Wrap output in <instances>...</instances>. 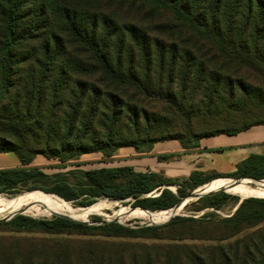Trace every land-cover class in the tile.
Returning a JSON list of instances; mask_svg holds the SVG:
<instances>
[{"label": "trees", "instance_id": "obj_1", "mask_svg": "<svg viewBox=\"0 0 264 264\" xmlns=\"http://www.w3.org/2000/svg\"><path fill=\"white\" fill-rule=\"evenodd\" d=\"M118 2H122L119 8ZM84 3L0 0V153L15 154L22 165L0 169V193L33 192L41 189L37 184L53 180L31 167L38 156L65 162L94 152L111 157L118 148L139 150L154 125L142 103L126 97L130 88L158 95L170 104L180 101L181 108L199 103L210 112L219 104H230L238 92L250 87L241 82L238 72L262 73L264 81V0ZM143 123L145 138L139 135ZM255 125L264 121L206 131L193 136L194 144L183 136L163 133L149 143L178 140L193 148L205 137L239 134ZM54 142L60 147H54ZM90 142L94 145L85 146ZM224 177L195 173L188 179L168 180L130 167L97 168L83 173L80 189L58 179L50 192L62 202L89 196L83 208L97 199H134L132 207L138 212H168L188 191ZM226 177L231 180L214 182L234 184L242 179L237 185L244 186L251 179L263 180L264 158L252 157ZM164 186H176V193ZM154 191L155 196H148ZM228 199L240 203L222 191L200 198L195 211L221 210ZM84 222L20 214L7 223L0 220V225L26 233L117 239L164 240L162 231L184 230L180 240L219 244L135 248L134 244L90 242L109 248L99 254L89 249L83 264H264V199H244L234 215L224 218L177 216L164 226L130 228L117 222L104 224L101 218L93 221L98 225ZM43 264L54 263L47 258Z\"/></svg>", "mask_w": 264, "mask_h": 264}, {"label": "rangeland", "instance_id": "obj_2", "mask_svg": "<svg viewBox=\"0 0 264 264\" xmlns=\"http://www.w3.org/2000/svg\"><path fill=\"white\" fill-rule=\"evenodd\" d=\"M86 5L99 6V5H107L106 1L109 0H85ZM118 2L115 4L118 8L121 7ZM85 5V3H84ZM85 5V6H86ZM239 73V78L241 82L246 86H250L244 92L237 94L235 100L230 104H219L214 108H211L210 112L206 109L202 110V106L195 104L194 107H188L184 104V107L181 108V102L177 101L176 103L170 104L165 98L160 97L158 95L147 96L143 95L135 89H129L127 91V98H131L137 102L140 101L143 107L146 108V112L151 117V123L153 128L148 132V138H145L146 125L143 123L140 129L139 135L145 139H148V142L140 145L138 152H148L152 148V144L149 143V140H152L159 135H180L183 136L184 139L194 144L195 140L193 139L194 135L204 133L206 131H217V130H225V129H233L240 128L244 124H251L255 122H263L264 121V81L262 80V73ZM156 93V92H155ZM225 98V97H224ZM130 99V100H131ZM142 100V101H141ZM59 124L56 126L58 127ZM122 134L125 135L126 131L122 130ZM54 147H60L59 143H53ZM91 142L85 146H93ZM68 147V146H66ZM129 148V147H127ZM121 148L115 149L114 153L111 157H104L102 153L94 152L85 155H81L78 157H73L68 161L60 162V160H46L43 156H40L39 160H37L33 167L40 168L47 175L51 176L53 180H49L45 184H37L41 189L33 192H28V190H23L19 195H10L5 193H0V198L2 200H20L23 198H30L35 201L32 203L25 204L20 202H13L11 204L0 202V215L6 218L5 223L9 222L12 218L11 216L17 214L26 215L27 217L40 219V218H52L56 214L58 215H71V213H61L57 209V201L55 200V194H52L50 191L54 188V182L58 179H62L69 183L70 186L74 187V189H80L81 183L84 181L83 173L87 170L93 169L95 166H109L112 163L116 162L117 159L115 156L118 155V152ZM134 149V148H133ZM108 151H112V148H109ZM95 153L101 154V157L95 155ZM1 158V157H0ZM56 175H61L60 178H56ZM233 181L236 179L232 178ZM242 180V179H239ZM213 183V182H212ZM264 183H257L252 181L247 185H255ZM203 186V185H202ZM239 186V185H235ZM169 190L176 192V186H167ZM231 187V186H229ZM200 187H197L194 190L188 191L187 195L194 193ZM214 192L211 189H207L203 191L206 192ZM241 191V190H240ZM254 191H251L252 193ZM256 192V191H255ZM258 192V191H257ZM48 193V194H46ZM232 196L233 198H256V199H264L259 198L264 195V193L259 195H249L244 198L232 193L225 192ZM157 193L154 191L150 193L148 196H155ZM46 196L45 199L39 196ZM186 195V196H187ZM57 196V195H56ZM183 197V196H182ZM41 200L43 203H36ZM181 198V197H180ZM26 199V200H27ZM90 199L89 196H83L81 198L75 200H66V208L65 209H73L81 211L74 215V217L82 216L84 214H89L85 220H88L90 224H95L93 222L96 218L105 219L111 222H117L119 225L130 227V228H144V227H153L166 225L169 219H161L166 215L161 214V211H156L152 213H141L132 209V203L135 201L134 199H127L123 201L119 200H111V199H97L95 202L98 203H106L111 208L105 209L102 207H89L83 208L86 202ZM107 201V202H101ZM118 202V203H115ZM198 200H192L188 205L182 207L177 216H187L193 218H200L204 215L210 216L211 219H215L216 217H227L230 215H234L239 204H236L233 199H228L225 206L221 210H215L207 208L201 212L195 211L198 205ZM49 206H48V205ZM55 206V207H53ZM52 208V210H51ZM55 208V209H54ZM57 209V210H56ZM112 209L118 210L120 213H114ZM171 210V209H170ZM58 212V213H57ZM127 213V214H126ZM159 214V215H158ZM169 214V213H168ZM136 215L141 216L142 218L137 217ZM148 215H158L159 218L151 220ZM72 216V215H71ZM176 216V217H177ZM3 218H0V220ZM155 221V222H153ZM108 222V223H111ZM153 222V223H151ZM98 225V224H95ZM264 224L261 225L263 227ZM163 239H144V238H112V237H102V236H94V235H72V234H58V235H49L45 233H26L15 231L10 226L0 225V264H43V261L48 258L54 264H83L86 259V255L88 254V250L94 249L98 250L97 253H101L103 249L109 247H103L104 245H94L90 242L103 244L104 242H116L119 245L123 244H134L136 247H144L150 246L153 244H163L171 245V246H182V245H208V246H216L219 245L217 242H208V241H190L186 239L180 240L179 238L184 237L185 231H162ZM248 232H245L242 236L246 235ZM134 247V246H132ZM85 258V259H84Z\"/></svg>", "mask_w": 264, "mask_h": 264}, {"label": "crops", "instance_id": "obj_3", "mask_svg": "<svg viewBox=\"0 0 264 264\" xmlns=\"http://www.w3.org/2000/svg\"><path fill=\"white\" fill-rule=\"evenodd\" d=\"M95 155L102 156L98 153ZM0 157V169L22 167L19 158L13 153H0ZM252 157L264 158V125L252 126L239 134L205 137L193 148L183 146L178 140L155 143L146 153L130 147L121 148L115 156L116 162L93 169L130 167L135 172L155 173L168 180L188 179L195 173L202 177L211 174L225 176L210 180L204 186L219 179L231 180L226 176L236 173ZM39 158L34 160L31 167Z\"/></svg>", "mask_w": 264, "mask_h": 264}, {"label": "bare ground", "instance_id": "obj_4", "mask_svg": "<svg viewBox=\"0 0 264 264\" xmlns=\"http://www.w3.org/2000/svg\"><path fill=\"white\" fill-rule=\"evenodd\" d=\"M223 185V186H211V185ZM229 186H231V187H229ZM207 189H211L212 191H218V190H226V191H228V192H232V193H234V194H236V195H238V196H240L241 198H244V197H246V196H249V195H258V194H260V193H262L263 191H264V185H261V184H255V185H249L248 187H246V186H235V185H233V184H224V183H220V182H213V183H208L207 185H205V187L204 188H202V189H200L199 190V192H203V191H205V190H207ZM241 190V191H240ZM251 191H254V192H252V193H250ZM256 191V192H255ZM258 191V192H257ZM35 196H39V195H35ZM39 197H42L43 199H45L46 198V196H39ZM27 198H23V199H20V200H14V201H11V200H7V199H5V200H2L1 198H0V202H5V203H8V204H11V203H13V202H20V203H23V204H25V202H27V203H32V202H35V201H33V200H31L30 198H28L27 200H26ZM56 201H57V203H58V205H57V209L61 212V213H66V212H69V213H71V215H68V214H65L66 216H70V217H72V219H77V220H85L86 219V217L89 215V214H84V215H82V216H78V217H74V215L75 214H77L78 212H80L81 210L80 209H78V210H73V209H65L66 208V203H64V202H62V201H60V200H58V199H55ZM101 202H107V201H101ZM36 203H43V201L41 200V198H40V201H38V202H36ZM100 202H98V203H94L93 205H91V206H89V207H102V208H105V209H110L111 210V208L112 207H110L109 205H107L106 203H101V204H99ZM115 203H118V202H116L115 201ZM44 204V203H43ZM48 205V204H47ZM49 206V205H48ZM53 207H55V206H53ZM89 207H86V208H89ZM55 209V208H54ZM56 209V210H57ZM51 210H52V208H51ZM113 210V212L114 213H120L118 210H115V209H112ZM181 210V208L180 209H178L177 211L175 210H167L168 212H164V211H161L160 213L161 214H164V215H166L165 217H162V218H160V219H158V220H155V221H160L161 219H168V218H171L172 216H174L175 214H176V212H179ZM58 213V212H57ZM169 213V214H168ZM127 214V213H126ZM159 215V214H158ZM158 215H148L147 217H149V219H151V220H154V219H157V218H159V216ZM137 217H139V218H142L141 216H139V215H136ZM155 221H153V222H155ZM153 222H151V223H153Z\"/></svg>", "mask_w": 264, "mask_h": 264}, {"label": "water", "instance_id": "obj_5", "mask_svg": "<svg viewBox=\"0 0 264 264\" xmlns=\"http://www.w3.org/2000/svg\"><path fill=\"white\" fill-rule=\"evenodd\" d=\"M251 180H253V181H255V182H257V183H264V179L263 180H259V181H257L256 179H251ZM241 182V180H237L233 185H237V184H239ZM205 187V185L204 186H202V187H200L198 190H196L194 193H191L190 195H187V196H183V197H181L180 198V201H179V203L178 204H176V206H174L173 208H172V210H178V209H180V208H182V207H185L186 205H188L189 204V202L190 201H192V200H198V199H200V198H202V197H204V196H206V195H208V194H213V193H217V192H222V191H224V192H228V191H226V190H218V191H214V192H211V191H209V192H206V193H203V192H199V190L200 189H202V188H204ZM164 188L165 189H169V187H165L164 186ZM176 193V192H175ZM46 194H48V193H46ZM244 199H247V198H244ZM244 199H241V201H240V203L244 200ZM132 209H136V208H132ZM22 212H20V214H21ZM15 215H17V214H15ZM15 215H13V216H15ZM178 214H175L174 216H172L170 219H169V221H171L174 217H176ZM13 216H11L10 218H12ZM55 216H59V217H64V218H69V219H72V217H70V216H66V215H58V214H56ZM1 220H4V221H6V218L4 219H1ZM72 221H77V222H84V221H79V220H74V219H72ZM168 221V222H169ZM108 222H111V221H107V220H105V219H102V223H108ZM84 223H88V224H90V222L89 221H86V222H84Z\"/></svg>", "mask_w": 264, "mask_h": 264}]
</instances>
